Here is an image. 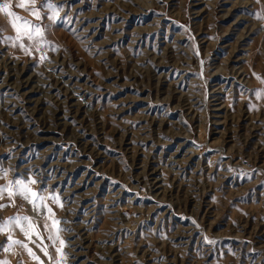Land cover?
<instances>
[{
    "label": "rangeland",
    "instance_id": "obj_1",
    "mask_svg": "<svg viewBox=\"0 0 264 264\" xmlns=\"http://www.w3.org/2000/svg\"><path fill=\"white\" fill-rule=\"evenodd\" d=\"M19 2L0 186L37 197L0 193V224L29 218L0 262L264 264V0Z\"/></svg>",
    "mask_w": 264,
    "mask_h": 264
},
{
    "label": "snow or ice",
    "instance_id": "obj_2",
    "mask_svg": "<svg viewBox=\"0 0 264 264\" xmlns=\"http://www.w3.org/2000/svg\"><path fill=\"white\" fill-rule=\"evenodd\" d=\"M36 0H20L19 2V7H25L28 4H35ZM48 7H52L51 4L48 5ZM0 12L6 13V15L10 18V23L12 24V26L16 29L17 33H20L22 30L24 32L25 35L28 36L29 39L33 38V32L30 31L29 29L32 27L27 21L24 22V24L26 25L25 28H21V26H19L17 24L18 20H22L23 18L17 16V14L15 12L12 11V7H11V3L10 0H4V2H0ZM33 13L35 15H39L38 10L37 9H33ZM35 34H38L41 36L42 38V31L39 27L35 28ZM17 39H19V36L17 37ZM21 47H23V44H21ZM5 188H7L8 191V196L12 197L15 194H20L21 196H23L25 199H29V197L32 198H36L37 197V193L35 191H33V189H31L30 187H28L27 184H25L22 181H16V185H15V191H13V186L11 184L6 185V186H0V193H3V191L5 190ZM41 201L43 200V197L39 198ZM33 203L35 205V199H33ZM5 207L4 204H0V208ZM49 212H51V209H48ZM28 217H21V216H13V217H9L7 219V221H5L4 224H0V232L5 231V226L15 223L17 225H20L23 229V226L21 225V221L23 220H28ZM33 226L31 224H29V229H31ZM25 235H30V232L28 230H25ZM8 240L12 241V237L9 235L8 236ZM15 243H22L21 241H14ZM61 244H63V241H61ZM25 247H27V245H25ZM29 253L33 255L34 259L39 260V257L35 256L32 253V250L29 248L28 249ZM45 254L47 255V253L45 252ZM0 264H7V261H3L0 262Z\"/></svg>",
    "mask_w": 264,
    "mask_h": 264
},
{
    "label": "bare ground",
    "instance_id": "obj_3",
    "mask_svg": "<svg viewBox=\"0 0 264 264\" xmlns=\"http://www.w3.org/2000/svg\"><path fill=\"white\" fill-rule=\"evenodd\" d=\"M182 166V165H181ZM145 171V170H144ZM83 183V182H82Z\"/></svg>",
    "mask_w": 264,
    "mask_h": 264
}]
</instances>
